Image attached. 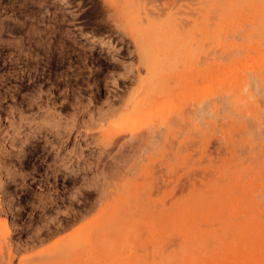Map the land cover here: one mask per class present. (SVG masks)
I'll use <instances>...</instances> for the list:
<instances>
[{
  "label": "rangeland",
  "instance_id": "1",
  "mask_svg": "<svg viewBox=\"0 0 264 264\" xmlns=\"http://www.w3.org/2000/svg\"><path fill=\"white\" fill-rule=\"evenodd\" d=\"M68 1L0 0V264H264V0ZM127 2L211 22L137 122Z\"/></svg>",
  "mask_w": 264,
  "mask_h": 264
},
{
  "label": "bare ground",
  "instance_id": "2",
  "mask_svg": "<svg viewBox=\"0 0 264 264\" xmlns=\"http://www.w3.org/2000/svg\"><path fill=\"white\" fill-rule=\"evenodd\" d=\"M59 1L64 6L69 5L68 0H59ZM116 9H119V6H116ZM167 9L168 8L154 7L151 10H147L145 6H141L140 4H136L133 2L131 4H128L127 2L126 5H124L121 8V11L123 12V16L127 19L128 23L130 24V28L138 43L143 58V62L146 65L148 72L151 74V76L147 78L142 77L139 79L140 85L137 91L127 101L126 104L127 106L126 109H128L127 114L129 117L130 115H132L133 116L132 120L135 122L141 120L145 115H147L146 117H149L147 113L149 109H152L154 107H160V108L162 107L159 111L160 113H162L165 112V110L167 109V105H170V104L166 105L160 103L165 98L168 97L170 98L173 95L172 89L169 87L168 75L163 72V66L167 56L176 55L180 48L183 49V52L185 53L186 56L190 55L192 50L191 47L192 45L190 44H192V42L194 41L195 36L197 34L201 36H205L210 32L211 29V24H210L211 22L208 16H204V15L196 16V17L179 16L174 12L168 11ZM143 23H146L147 26L146 27L140 26ZM97 42H98L97 44L100 47L104 45L103 40ZM251 78L253 77L251 76L250 80ZM219 80H220V84H224L227 82L226 78H220ZM257 80L259 81V79H253V81L256 82ZM221 104H223V102ZM226 104H229V102L227 101ZM173 107H175L174 104ZM159 119L160 120L157 119L158 123L156 124L154 123V125L150 126L149 128L155 131L156 129L160 128L161 125L166 124L167 117L165 115H161ZM106 137H104V139H106ZM72 170L74 171V168ZM96 230H97V226H94L92 230L88 232H94ZM8 232H10V229L7 223H3L0 219V238L1 237L6 238ZM176 242H178V239H176ZM92 244H93V240L91 238V234H86V235L83 234L72 239V241L68 244L67 249L73 251L74 252L73 254H75V256H77L78 259H80V257L84 252L95 250V248L94 249L92 248ZM9 256H10L9 264H12L14 253L11 250L9 251Z\"/></svg>",
  "mask_w": 264,
  "mask_h": 264
}]
</instances>
